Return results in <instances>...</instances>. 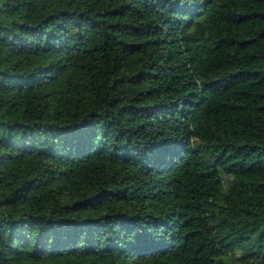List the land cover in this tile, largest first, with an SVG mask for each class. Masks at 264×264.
I'll return each instance as SVG.
<instances>
[{"label":"trees","instance_id":"obj_1","mask_svg":"<svg viewBox=\"0 0 264 264\" xmlns=\"http://www.w3.org/2000/svg\"><path fill=\"white\" fill-rule=\"evenodd\" d=\"M0 264H264V0H0Z\"/></svg>","mask_w":264,"mask_h":264}]
</instances>
